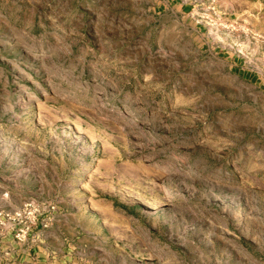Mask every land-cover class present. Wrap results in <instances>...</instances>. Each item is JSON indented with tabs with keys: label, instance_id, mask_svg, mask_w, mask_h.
<instances>
[{
	"label": "rangeland",
	"instance_id": "374dc122",
	"mask_svg": "<svg viewBox=\"0 0 264 264\" xmlns=\"http://www.w3.org/2000/svg\"><path fill=\"white\" fill-rule=\"evenodd\" d=\"M166 1L0 0V208L68 219L55 264H264V84Z\"/></svg>",
	"mask_w": 264,
	"mask_h": 264
},
{
	"label": "crops",
	"instance_id": "0c3cea01",
	"mask_svg": "<svg viewBox=\"0 0 264 264\" xmlns=\"http://www.w3.org/2000/svg\"><path fill=\"white\" fill-rule=\"evenodd\" d=\"M244 1L248 3L246 6L249 10H245L243 14L234 2L228 3L224 0H212L211 3L208 0H167L164 10L194 24L195 33L200 36L209 30V25H200V19L207 17L209 7L212 6L211 17L215 19V25L209 31V37L215 55L219 60H226L230 72L235 76L254 83L261 89L264 84V53L261 52L264 50V0ZM216 21L223 24L242 23L249 35L241 42L237 34L228 33L221 25H217ZM17 206L18 204L7 206L5 202L2 205L11 210ZM57 216L55 213L47 229L38 225L25 243L15 242L9 233L0 236V264H55L59 261L57 247L63 246L62 241L67 233L69 221L59 219L52 224Z\"/></svg>",
	"mask_w": 264,
	"mask_h": 264
},
{
	"label": "built area",
	"instance_id": "2783aa9c",
	"mask_svg": "<svg viewBox=\"0 0 264 264\" xmlns=\"http://www.w3.org/2000/svg\"><path fill=\"white\" fill-rule=\"evenodd\" d=\"M224 29L231 32L236 27L216 21ZM57 209L54 205L39 204L35 200L23 203L18 209L7 211L0 208V236L9 233L17 243H25L38 225L47 229L53 220Z\"/></svg>",
	"mask_w": 264,
	"mask_h": 264
}]
</instances>
